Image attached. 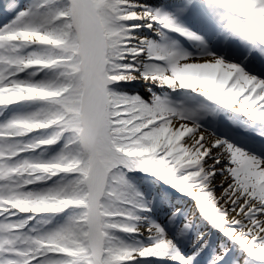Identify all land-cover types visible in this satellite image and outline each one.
Masks as SVG:
<instances>
[{
  "label": "snow or ice",
  "instance_id": "1",
  "mask_svg": "<svg viewBox=\"0 0 264 264\" xmlns=\"http://www.w3.org/2000/svg\"><path fill=\"white\" fill-rule=\"evenodd\" d=\"M0 264H264V0H3Z\"/></svg>",
  "mask_w": 264,
  "mask_h": 264
},
{
  "label": "bare ground",
  "instance_id": "2",
  "mask_svg": "<svg viewBox=\"0 0 264 264\" xmlns=\"http://www.w3.org/2000/svg\"><path fill=\"white\" fill-rule=\"evenodd\" d=\"M140 83H142V84H143V82H140ZM143 86H145V87H146V85H144V84H143Z\"/></svg>",
  "mask_w": 264,
  "mask_h": 264
},
{
  "label": "rangeland",
  "instance_id": "3",
  "mask_svg": "<svg viewBox=\"0 0 264 264\" xmlns=\"http://www.w3.org/2000/svg\"><path fill=\"white\" fill-rule=\"evenodd\" d=\"M0 3H3V0H0Z\"/></svg>",
  "mask_w": 264,
  "mask_h": 264
}]
</instances>
